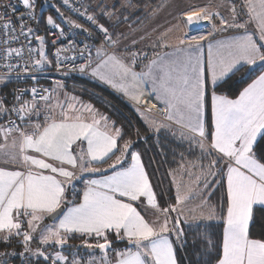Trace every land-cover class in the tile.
Segmentation results:
<instances>
[{
	"label": "snow or ice",
	"instance_id": "6c2138e0",
	"mask_svg": "<svg viewBox=\"0 0 264 264\" xmlns=\"http://www.w3.org/2000/svg\"><path fill=\"white\" fill-rule=\"evenodd\" d=\"M63 2L70 7L69 0ZM245 4L249 21H237L234 7L233 22L229 23L219 17L221 29L235 28L244 31L232 40L218 42L215 45L216 59L212 57L213 45L209 43V71L213 88L218 81L242 71L246 65L254 66L258 62L264 65V0H245ZM9 7L13 13L19 7L28 11L26 17H19L18 25H13L11 19L0 25V34L5 37L4 43L9 44L4 49L3 59L10 61L17 57L23 60V48L11 47L8 38L18 41L23 36L31 42L33 29L27 26V19H36L35 0H20L19 5L11 4ZM81 15H86V12ZM216 16L219 14L207 10L193 11L187 15L186 23L189 26L199 25L202 21L212 23ZM87 20L97 25L98 33L104 34L105 41H112L108 29L98 24L94 16L87 15ZM67 22L72 28L89 31L75 21ZM249 22H255L258 40L254 38L256 33L248 32ZM47 23L58 30L60 37H64V30L51 17ZM221 29L213 24L212 31L207 35L181 39L180 44L188 43L185 58L170 63L160 62L159 65L157 61H153L147 76L153 83L152 92L169 113L166 117L169 121L174 120L197 133L201 141L210 138L207 155L212 156L215 152L219 156L210 162L209 168H216L223 163L227 169V217L222 256L218 259V264H264V241L251 239L249 235L250 227L256 226L254 206H261V210H264V73L245 88L236 100L212 96L213 128L206 134L203 107L207 81L201 67L199 51L203 45L200 42ZM35 38L40 42V51L39 58L33 61V67L51 64L52 61L48 60L44 52V38ZM65 39L69 40L70 47L57 50V68L62 67L61 53L73 48L70 38ZM84 50H88L87 45ZM27 51L31 54L34 50L28 48ZM96 56L101 62L93 69V76H99L109 83L116 75L122 79L130 77L133 82H137V88L139 83L145 82L144 74L138 75L115 56L105 58L103 49H97ZM157 66L158 72L154 74ZM4 67L9 73L20 70L19 63H5ZM87 67L88 65H81L77 70L84 73ZM28 70V62L25 60L24 71ZM8 82L6 77L0 76V83ZM121 90L126 95L130 94L127 88L122 87ZM30 95V100L24 99V93L15 95V103L11 107L0 101V116L11 117L14 114L19 121L17 123L9 118L7 127L0 126V135L5 138L12 133L19 135V160L28 165L27 171L0 169V241L8 243L13 237L22 236L27 252L30 251L29 244L34 238L42 245L63 248L78 234L81 237H94L97 240L95 244L88 243L85 239L84 245L87 248H99L107 256V251L112 246V236L115 240L126 241L130 245L124 251H117L116 264H177L174 242L168 234L174 232L177 240L183 235L179 228L181 221L170 215L176 212L179 217L182 210L176 206L159 207L139 153H129L131 141H125L122 147L118 146L122 130L113 125L114 134L101 131V120L107 126V117L101 116L100 119L94 118L91 123L85 122L82 115L70 117L64 105H59L62 117L57 121L51 115L53 91L33 87ZM131 96L138 102L136 93H131ZM42 107L49 108L43 123L39 121ZM82 107L85 111L93 112L90 105ZM68 108L78 111L71 105ZM33 116L37 117L36 121L31 120ZM29 126L32 128L31 132L25 130ZM162 127L167 126L161 124L156 130L159 131ZM201 141L197 143L203 153L205 145ZM15 146L16 142L13 141V147ZM129 156L131 163L125 167L124 161ZM11 159L16 160L17 157L11 156ZM105 164L108 167L104 172L109 174L102 175L100 179H86L81 202H73L74 192L73 199L69 200L66 196L68 188L74 189L73 181L83 179L75 170L79 169L80 173L99 172ZM196 179L199 180L200 177ZM142 198H146L148 206L159 211L163 220L159 216L152 222L145 219L133 203H143ZM183 202L184 199L178 196L177 205ZM46 216L52 217L54 223L40 228V223ZM170 221L172 228L169 227ZM261 227L264 228V223ZM38 228L39 235L34 237ZM34 254L43 257L45 261L50 259L40 249ZM65 260L66 257L57 253L53 264L55 261ZM73 264L78 262L73 261Z\"/></svg>",
	"mask_w": 264,
	"mask_h": 264
},
{
	"label": "trees",
	"instance_id": "16d2710c",
	"mask_svg": "<svg viewBox=\"0 0 264 264\" xmlns=\"http://www.w3.org/2000/svg\"><path fill=\"white\" fill-rule=\"evenodd\" d=\"M102 0H82V3L95 13V2ZM129 5H136L139 11L144 12L146 16L154 11L156 7L164 3L166 0H129ZM234 4L241 6L243 0H233ZM133 7V6H132ZM63 13V17L59 15ZM54 7H43L40 3L35 10V37L44 36L45 21L51 17L56 24L62 20L74 21L67 14ZM97 21L104 24L101 17L96 18ZM237 30H227L226 33L235 32ZM258 40V37H256ZM98 44V42H96ZM47 69L52 67L45 66ZM264 70V65L257 63L254 66H244L242 71L229 75L222 82L218 83L215 88L207 89V96L210 94H218L230 99L237 97L243 88L251 83ZM47 79H41L38 83L44 85L50 84L49 78L55 77L51 74ZM70 86L77 88L76 93L84 103L96 111L97 114L108 118V123L112 128L122 130V139L118 141V146L122 147L125 141H131L129 153L137 152L141 157L142 164L152 190L155 194L156 201L160 208L175 206L176 192L172 179L173 175H178L183 169L194 172H200L201 180L209 183L207 187L206 208L202 219L194 221H182L180 218L179 228L183 235L179 240L172 237L177 264H216L221 257L222 232L224 226V218L227 210V195L225 189V164H220L216 168H209L210 162L218 155L208 156L207 152H201L197 138L180 132L174 127L160 128L159 131L152 130L148 123L143 119L139 110L130 106L121 97L103 87L102 85L76 75H70L66 79ZM69 80V81H68ZM114 129V128H113ZM211 129L210 114L207 112L206 134ZM207 142L210 138H206ZM130 156L125 159L123 166H126ZM111 163V161H109ZM108 165L101 167L99 172H94L95 176H102L108 173L104 169ZM111 170H109L110 172ZM209 172L212 174L210 175ZM78 200L80 188H68L66 196L69 200ZM209 213H212L210 216ZM253 215L256 221L255 227H250L249 235L251 239L264 241V210L260 206H254ZM20 238V239H18ZM88 243L95 244L97 240L89 237H81L78 234L74 239H70L68 244L63 248L53 246H41L36 238L30 244V251L25 252L23 239L21 237H13L10 242L4 243L0 241V264H53L52 259L45 261L43 257L29 256V253L40 249L45 251L46 255L61 254L66 257L64 264H105L116 258L117 251H124L130 245L126 241H117L112 236V246L107 251V256L99 248H87L84 240ZM56 264V263H55Z\"/></svg>",
	"mask_w": 264,
	"mask_h": 264
},
{
	"label": "crops",
	"instance_id": "0c3cea01",
	"mask_svg": "<svg viewBox=\"0 0 264 264\" xmlns=\"http://www.w3.org/2000/svg\"><path fill=\"white\" fill-rule=\"evenodd\" d=\"M171 1L173 0H167L165 4L167 5V3ZM128 2L130 3L129 0ZM94 4H95L94 6H96V11L95 13L91 11L90 12L91 16H94L95 18L101 17L104 20V24L99 21H98V24H102L105 28L108 29V32L110 33V36L112 37V49L109 50L107 47H105L102 44H97L94 46L93 51H92L91 65H90L88 74L85 77L109 89L110 91H112L113 93L121 97L124 101H126L130 106L134 107L135 109H137L138 105L142 103L144 100H148V99L152 100L153 102H155L157 105H159L161 108L165 110V114L163 116L162 115L160 116L153 112L140 111L145 121H147V119H145V118H148L147 115H154L155 117L160 119L161 124L167 126V127H162V128L174 127L180 132L190 135L192 137H195L201 141V138L198 136L197 133L191 132L187 127H184L176 123L174 120L169 121L166 118L169 113L166 110L165 105L162 103V101L157 99L155 93L152 92L153 83H152V80L147 76V73L149 72V67L152 65L153 61H157L159 65L160 62L170 63L176 60H183L187 54L188 43H185L182 45L180 44V40L185 39L184 33L186 32V30H191L199 26V28L201 29H198L194 35H201V34L207 35L209 31H212V23H209L208 21H202L199 25H195V24L191 26L187 25L188 29L183 30L180 35H175L176 36V40H175L174 38H172L173 36L170 35L171 33L169 29L167 28L162 29L161 33H160V30H157L158 29L157 27L155 28L151 27L150 29L148 28L147 30L145 29V26H148V24L151 21H153V19L155 18L153 16L154 13L150 12L149 13L150 16L148 17V16H145L144 13H141V11H139L138 8H134V7H131L132 9L129 8L130 12H127L129 11L128 6L130 5L129 4L127 5V2L125 3V1L123 2L122 0H102L100 2H95ZM243 6L246 8V11L244 10ZM183 9H180V11L178 12V15H179L178 17L181 18V16H183L184 22L186 23L187 15L192 12L186 13V10H183ZM237 9H238L239 14L237 17V13H236V17H237L236 20L241 23L249 21V16L247 17L246 14L244 13V11L248 12V8L245 4V0H243V4L241 6H237ZM184 13L186 14L182 15ZM223 18L229 23L233 22V17H231V19L225 18V17ZM215 26L216 28L221 29L220 19L217 20V24H215ZM156 30L157 32H155ZM227 30H237V31L225 34V31ZM247 30L250 33H256L254 38L256 37L259 38V33L256 29L255 22L247 23ZM148 31H151V32H148ZM243 31L244 29H235V28H228L226 30L221 29L220 31L214 32V35L207 36V39L200 42L203 45V47L199 51V55L201 59V67L204 70L205 79L207 81V88L205 91L204 107H203V120H204V125H205V132H206V126H207V112L208 111L210 114V125H211V128H213L212 96L215 95L217 97H221V95H218V94H210L209 97L207 96V89L213 87L211 84V72L209 71V59H210L209 43L213 45L212 57L213 59H216L217 56H216L215 45L221 41L232 40L236 38L239 34H241ZM153 46L154 48H152ZM97 49H103V52L106 53L105 58H107V56H115L117 59L121 60L123 63L129 65L132 68V71H134L138 75L144 74L145 82L139 83V87L137 88L136 87L137 82H133L130 77L127 79H122L119 75H116L113 77L112 82L109 83V82H105L104 80H101L99 76H93L92 75L93 69H95L97 65L101 62L97 59V56H96ZM133 61H135L134 64H133ZM102 71H107V69H102ZM156 72H158V66L154 69V74ZM261 73H264V70ZM51 77L49 78V80L51 79ZM55 77H52V78H55ZM257 78L258 76L255 79ZM224 79L218 81L217 84L222 82ZM253 81L249 83L245 88H247L250 84H252ZM122 87L127 88V91L130 94L126 95L125 92L121 90ZM245 88H243L241 92ZM131 93L137 94L138 102L137 100H134L132 98ZM240 93L237 95V97L233 99H230L227 97L226 98L229 100H236L239 98ZM79 101L81 100L79 99ZM79 101H76L77 103L73 105V107L75 109H78V111H74L71 108H67L69 110L67 112L70 117H75L76 115H82L83 120L89 123H91L94 118L100 119L101 116L97 114L96 111L92 107L91 108L93 109V112L91 113L88 111L79 110L80 107L76 106ZM45 114H46L45 111H40L39 121L41 123L44 122ZM36 119L37 117L35 116L31 117L32 121H36ZM53 119L59 121L61 117H55ZM150 128L152 130H156L155 125L151 126ZM25 130L28 132H31L32 128L29 126ZM100 130L108 134H114V129L112 128L111 124L107 122V126H105V121L103 120H101V123H100ZM13 141L16 142V146L19 148L20 138L17 133L11 134V140L9 142L13 143ZM208 143L210 147L211 140ZM84 147L86 148V143ZM18 148L17 150L12 148L13 153L10 154L12 156H16L17 159L16 160L11 159L12 160L11 162H8L5 164H2L0 162V169L9 170V171L11 170L27 171L28 170V165L22 164L19 160ZM73 149L74 150L76 149L75 145L73 146ZM32 154L35 155L34 153ZM215 154L219 156V153H215ZM130 163H131V158H129V161L126 166L130 165ZM65 167H68V166H65ZM33 171H40V170L33 169ZM75 171H77L78 175H80L83 178L82 180L73 181L74 185H78V188H80L78 200L74 202V203H79L82 200V193L86 187V184L84 181L88 178L100 179L102 178V176H95L93 174L94 172L92 171L85 172V173H80L79 169H76ZM225 189H226V195H227V169L225 172ZM142 200H143V203L133 202L134 206L137 207V210L141 212V214L145 217V219H147L149 222H152L153 220H150L151 219L150 214L159 215L158 214L159 211L152 209L150 206H148L146 198H142ZM226 217H227V210H226V215L224 218L222 243H223L224 228L226 226ZM46 221L49 222L48 226L54 223L53 220L51 221L48 220V216H46L42 222H46ZM168 235H169V238L172 240V237H171L172 235H170V233ZM221 256H222V247H221ZM116 261H117V256L114 260H111L106 264H116ZM216 264H218V262Z\"/></svg>",
	"mask_w": 264,
	"mask_h": 264
},
{
	"label": "built area",
	"instance_id": "2783aa9c",
	"mask_svg": "<svg viewBox=\"0 0 264 264\" xmlns=\"http://www.w3.org/2000/svg\"><path fill=\"white\" fill-rule=\"evenodd\" d=\"M19 2L20 0H0V25L9 19H11L13 25H18L19 17L21 15L26 17L28 10L24 9L23 7H19L16 13H13L11 7H9L11 4L19 5ZM39 3L43 7L55 5L62 12L67 14L72 20L83 25V27L87 28L89 31L84 32L82 29L72 28L67 21L62 20L59 25L64 30V37H60L58 30L50 26L47 23V19L44 24V37L47 44L48 56L52 61V67L50 69H47L44 65L40 68L33 67V61L38 59L37 48L35 44V19H27V26L33 29L30 43L23 36H20L18 41H11V38H8L10 40L11 47L23 48V60L17 57H13L10 61H5L3 59L4 49L9 47V44L4 43L5 37L3 34H0V76L6 77L9 81L6 84L0 83V101H4L8 107H11L15 103L14 96L19 93H24V99L30 100V89L33 87L39 90L48 89L51 91L47 85L38 83V81L41 79H47L49 77L48 75L51 73H65L86 76L91 65L93 48L95 45H97L96 42H98V44L104 45L109 50L112 49V41H105L104 34L98 33L97 25L91 24V22L87 20V15H91V13L89 9L82 3V0H69L70 7L66 6L63 0H35L34 13ZM73 9H75V11H73ZM85 12L86 15H81V13ZM18 31L19 29L17 27V32ZM53 33L56 34L53 35ZM65 37L70 38L73 48L70 51H64L61 53L62 67L57 68L55 63V54L57 50L60 48L70 47L69 40L65 39ZM53 41H55V43H53ZM85 45L88 46L87 51L84 50ZM28 48H32L34 51L29 54L27 51ZM25 60H27L29 66V70L27 72L24 71ZM9 62L13 64L19 63L20 70H13L11 73H9L4 67V64ZM81 65H88L87 70L84 73H81L77 70ZM37 100L39 101L38 97ZM138 109L144 112H153L160 116L165 114V110L163 108L149 99L140 103L138 105ZM9 118L16 120L17 123H19L14 114L11 117L0 116V126L7 127Z\"/></svg>",
	"mask_w": 264,
	"mask_h": 264
},
{
	"label": "rangeland",
	"instance_id": "374dc122",
	"mask_svg": "<svg viewBox=\"0 0 264 264\" xmlns=\"http://www.w3.org/2000/svg\"><path fill=\"white\" fill-rule=\"evenodd\" d=\"M123 2L125 1V3L127 2V5L130 4L128 2V0H122ZM167 2V0L160 4L158 7H156L154 9V11H152L151 14L153 15L155 18L153 19V21H151L148 26H145V29L147 30L148 28L150 29L157 27V30H160V33L162 32V29H169L170 31V35L173 36L172 38H174L176 40V36L175 35H180L181 32L183 30L188 29L187 24L184 22V18L183 16H181V18H179L178 16V12L180 11V9L186 10V13H190V12H201L203 10H207L208 12L211 13H218L219 16L214 17L212 25L213 24H217V20H219V17H225V18H230L233 17V7L235 8V19H237L238 17V9H237V5L234 4L233 0H173L169 3H167V5L165 4ZM165 4V5H164ZM134 8H138L136 5H130L128 6V9L131 7ZM55 8V10L57 11L58 7H56L55 5L52 6ZM244 10L246 11V8L243 6ZM132 9V8H131ZM246 16L248 17V12H245ZM58 12V11H57ZM130 12V9L129 11ZM144 13V12H142ZM186 13L182 14L185 15ZM236 13H237V17H236ZM59 15H61V12H59ZM68 16V15H67ZM146 16H150L149 14H147ZM241 16V15H240ZM147 17V18H148ZM146 18V19H147ZM144 24V23H143ZM143 29V30H145ZM199 28V26L197 28L191 29V30H186V32L184 33V37L185 39L190 38L191 36H193ZM157 30L155 32H157ZM151 32V31H148ZM168 32V31H167ZM109 33V32H108ZM187 34V36H186ZM110 35V33H109ZM162 35V34H161ZM39 37H43L44 38V52L46 54V56L49 59L48 56V51H47V44L45 41V37L43 35H38ZM162 37V36H161ZM35 44H36V48H37V56L39 58V51H40V42L39 40H37L35 38ZM154 48V46L152 47ZM51 61V60H50ZM44 66L49 67L50 64H44ZM51 75L56 76L55 78L59 79H55L52 78L49 80L50 84H48V87L51 89V91H53L54 95L51 101V115L53 118L55 117H62V112H61V108L59 107V105H64L65 108L67 109L69 105L73 106L74 104H76V101H79L80 97L79 95L76 93L77 88H74V86H70L66 81L67 78L70 77L71 74H65V73H51ZM73 75V74H72ZM78 76V75H76ZM80 76V75H79ZM80 77H85V76H80ZM87 78V77H86ZM88 79V78H87ZM69 81V80H68ZM59 85V87L57 86ZM76 98V99H73ZM81 100V99H80ZM41 104H43V102H40ZM76 106H79V110L81 111H85L84 107L82 106H89L88 103H84L81 101L78 102V104ZM137 110L141 111L140 109ZM40 111H45L46 113L49 112V108L48 107H42L40 109ZM67 111H69L67 109ZM144 112V111H143ZM148 118L147 119V123L151 126H154L157 128L159 125H161V121L160 119H158L157 117H155L154 115H147ZM144 119V118H143ZM11 140V135H9L7 138H5L3 135H0V162L2 164L11 162V153H13L12 148H14L15 150H17V146L13 147V143H10L9 141ZM199 140V139H198ZM200 141V140H199ZM204 145L205 148L203 150V152H208L209 150V143L207 142V140L204 139V141H201ZM200 148V147H199ZM19 150V148H18ZM201 150V148H200ZM202 152V150H201ZM215 154V152H213ZM200 172H194L188 170V169H183L182 171H180V173L178 175H173L172 179L174 181V185H175V192H176V198L178 196H180L182 199H184V202L177 205V199H176V204L175 206L178 207L179 209L182 210L181 214L179 215V217H177V213L176 212H172L170 215L173 218H180L182 221H194L195 219H202L204 216V211L206 208V196H207V186H205V181L204 180H197L196 177H200L201 178V173ZM159 215L156 214H150V220H156L157 217L159 216V218L161 220H163V216L158 213ZM179 219V220H180ZM49 222H41L40 223V228H43L45 226H48ZM169 227L172 228V223L170 221L169 223ZM25 230H27V225L25 223ZM34 237H38L39 235V228L37 230L36 233L33 234ZM170 235H172L173 237L177 238L174 232H171ZM22 239L23 237L20 236ZM20 239V238H18ZM37 239V238H36ZM37 241L39 242V240L37 239ZM100 242H103L102 240ZM40 244V243H39ZM41 246H45L40 244ZM41 250V248H40ZM36 252V251H34ZM104 253V252H103ZM29 256H33V258L39 257L37 255H35L33 252L29 253ZM56 254H52L49 255L50 259H52V261L55 259ZM56 264H64L65 261H55Z\"/></svg>",
	"mask_w": 264,
	"mask_h": 264
},
{
	"label": "water",
	"instance_id": "95a60500",
	"mask_svg": "<svg viewBox=\"0 0 264 264\" xmlns=\"http://www.w3.org/2000/svg\"><path fill=\"white\" fill-rule=\"evenodd\" d=\"M48 220H50V221H51V220H53V219H52V217H48Z\"/></svg>",
	"mask_w": 264,
	"mask_h": 264
}]
</instances>
